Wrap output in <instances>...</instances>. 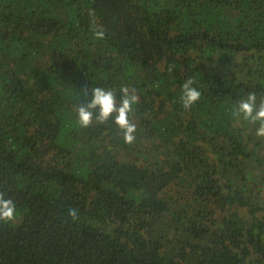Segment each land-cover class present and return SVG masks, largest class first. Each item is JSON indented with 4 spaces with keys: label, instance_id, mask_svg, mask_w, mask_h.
Here are the masks:
<instances>
[{
    "label": "trees",
    "instance_id": "trees-1",
    "mask_svg": "<svg viewBox=\"0 0 264 264\" xmlns=\"http://www.w3.org/2000/svg\"><path fill=\"white\" fill-rule=\"evenodd\" d=\"M95 87L135 90L134 143L80 127ZM251 92L264 0H0V264H264V137L236 114Z\"/></svg>",
    "mask_w": 264,
    "mask_h": 264
},
{
    "label": "clouds",
    "instance_id": "clouds-1",
    "mask_svg": "<svg viewBox=\"0 0 264 264\" xmlns=\"http://www.w3.org/2000/svg\"><path fill=\"white\" fill-rule=\"evenodd\" d=\"M90 16L95 15L94 10H89ZM93 31L97 39H103L105 31L102 26H97L93 20ZM192 79L186 80L183 85V94L181 97L183 107L189 109L193 104L199 101L201 92L193 87ZM83 95L88 94V88L81 89ZM122 96L118 102L114 90L95 87L92 89L90 100L86 103L81 102L76 108L78 115V123L82 128H88L95 120L97 123L105 124L112 120L123 134L125 143H134L136 137L135 132L137 126L130 119V114L133 113V106L139 102V97L134 89L123 87L121 89ZM236 114H242L243 118L253 124L258 123L256 130L258 137H264V100L257 104V96L254 92L247 95L246 99L240 101ZM68 215L73 219L78 218V212L75 208L69 209ZM16 204L11 198H5L3 193H0V221L5 223L15 220Z\"/></svg>",
    "mask_w": 264,
    "mask_h": 264
}]
</instances>
